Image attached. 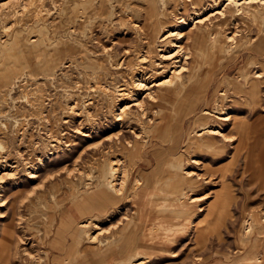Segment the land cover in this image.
Listing matches in <instances>:
<instances>
[{
	"label": "rangeland",
	"instance_id": "obj_1",
	"mask_svg": "<svg viewBox=\"0 0 264 264\" xmlns=\"http://www.w3.org/2000/svg\"><path fill=\"white\" fill-rule=\"evenodd\" d=\"M53 1L21 17L13 32L0 19V156L37 171L36 178L23 168L0 178V264H134L138 251L151 257L145 264H264V77L255 78L264 75V47L256 45L264 35L261 0L242 4L251 10L236 18L234 2L223 0L232 23L221 26L217 14L201 29H190L188 18L216 10L217 0L198 7L96 0L94 10L76 14L74 0ZM185 2L181 21L171 13ZM168 21L183 25L179 41L192 53L181 76L198 95L195 108L189 100L176 104L170 113L178 119L163 124L146 99L147 114L132 106L119 127L122 104L110 96L171 46L159 39ZM209 29L220 31L218 41ZM164 70L169 78L173 70ZM26 81L35 85L22 89ZM43 94L46 109L35 114L29 101ZM227 115L231 121L219 120ZM215 126L223 136L205 132ZM162 131L166 139L157 137ZM56 144L61 149H50ZM140 206L150 210L143 224ZM87 221L97 226L92 235L102 232L99 240L81 233Z\"/></svg>",
	"mask_w": 264,
	"mask_h": 264
},
{
	"label": "bare ground",
	"instance_id": "obj_2",
	"mask_svg": "<svg viewBox=\"0 0 264 264\" xmlns=\"http://www.w3.org/2000/svg\"><path fill=\"white\" fill-rule=\"evenodd\" d=\"M200 1L201 0H191V2L194 3L196 7H198ZM217 1L215 2V5L217 6L216 7L217 8L216 10H214V11L208 13V14L196 12L195 14H193L194 16H192V18H190V17L188 18L189 19V22H190L189 24H191V28L190 29H192V28H196V29L200 28L201 29L203 27V24H205L208 21L210 22V20L213 17H215V15H217V14H221L222 15L221 16L222 17V20H221L220 23H218L221 26H224L225 27V26L229 25L230 23H232L230 19H229L230 21L227 19V15L225 14L224 7L221 8V6H219V4L220 5H223V0H217ZM257 1L258 0H227V4H231V3L234 2V4H235L234 13H236L237 15H234L233 17L236 18L238 15H241L244 12L251 10V6L248 7V8H246V9H244L246 6L244 7L242 4L246 3L245 5H250L251 3L257 2ZM53 2H55V0ZM95 2H96V0H74L73 3L75 4V8L73 6V13L76 14L79 10H82L83 12H87L86 10H94ZM258 3H260V2H258ZM45 4H46V0H7L5 2H2V0H0V19H1L2 22H5L6 24H9L10 25L7 28L8 33L9 32H13L15 30V28L20 24V21L21 20H19V19H21V17H24V16H26L28 14L30 15V13L31 14L35 13L36 15L37 14L39 15L40 13H43V11L46 10L45 7H44ZM261 4L264 5V1L263 0H261ZM54 7H56V9H58V10H60V8H61L59 5H56V4H55ZM187 7H188L187 2H185V3L182 4L183 11L180 12L179 10H177V11L172 12L171 15L175 16L176 19H181V21H184L185 19L183 18V16L187 12ZM65 11H66V8H65ZM70 11H71V9H70ZM47 12H48V9H47ZM179 15L182 16V17H178ZM250 15H252V13ZM80 16H81V14H80ZM218 16H220V15H218ZM233 17H231V18H233ZM31 19H33V18H31ZM82 20H84V19H82ZM233 23H234L233 24V28L234 29L238 28L237 27L238 24L236 23V19H234ZM165 24L163 25V29L161 30V34H160V38L159 39L161 41H170L171 46L168 49H166V48L163 47L162 50H160L161 55H160V58H159L158 62L155 61L153 63V65L150 66V68L149 67L145 68L143 66H137L134 70H132L130 72V78L132 80V85L129 86V84L128 85L126 84L127 82L124 83L125 85L123 87L119 88L115 94H112V96H110L111 98L109 97L111 99V101L115 105L122 104V107L119 109L120 111L119 112L117 111V113L114 116L115 122H116V124H118L119 127L122 126V120L124 121L125 116L128 115V111H129V109L132 106H135V107L139 108L140 112H142L140 114L141 116L144 117L147 114L146 107H145V104H146V101L145 100L146 99H148L150 101L149 103L151 104L152 107H154V109L156 110V113H158V114L161 113V115L163 116L164 113H163V110L162 109L165 106V104H169L168 102H166V101H168L167 100V97L169 95H171L170 97L172 99H177L180 96H185L182 99L183 100L185 99L187 101V100L190 99L191 96H193V93L195 92V90H193L192 93L189 92L190 89L184 83V79H183L184 77L181 76L182 70H187L188 65H189L188 59L191 57V54H192L190 52V48L188 46L189 44H187L186 42L183 43L181 40L179 41V39H182V37L185 36V34L182 31H180V28L183 25H178L176 23L172 24L171 21H168L167 22V25H165ZM78 26H81V24L78 25ZM260 28H262V29H260V31L264 33V26H263V24H262V26H260ZM72 30L75 31V30H77V28L75 26H73ZM214 31L212 29H209V34L210 35H214L215 40L218 41V39H220V31L219 30L216 31V32H214ZM235 31L238 32V30H235ZM235 36H236V33H233L231 35H228L226 40H228L229 42L234 41L235 40ZM175 37H177V38L174 39ZM32 38L33 39H31L32 40L31 42H37V40H38L37 38H40V36L39 35H37V36L33 35ZM173 40H176V41H173ZM256 41H258L256 43V45L257 44H260V43H262V45H264V36L262 38L259 36L258 40H256ZM200 42H201V40L200 41L199 40H196L193 43L196 46H198V44ZM148 43H151V42H148ZM203 43H204V38H203L202 44ZM141 53H142V51H141ZM141 56L143 58L141 57L142 59L140 60V63L143 64V62H145L148 58H150L151 55L146 52L145 55H141ZM114 67H117V65L114 66ZM165 67H167L170 70V72H171V70H173L172 71V74H171V76L169 78H167V76H164V74H166L167 71L164 70V71L159 72V69L160 68H164L165 69ZM147 70H150L152 74H149V76H148V73H146ZM188 71H189V69H188ZM174 74L179 75V78L175 79L174 77H172ZM262 77H264V75H262L261 72H259V73H257V75H256L255 78L260 79ZM22 83H23V84H21L22 89H24V88L27 89L28 87H33V85H35V83H29L27 81L26 82H22ZM121 85H122V83H121ZM190 94H192V95L190 96ZM196 96H198V95H195V97ZM33 97L36 98V96H33ZM46 101H48L47 95L43 94V95L37 96L36 99H32V100L29 101V104H30V107L29 108H31L32 109V112L35 113V114L38 111L41 112L42 109H46L45 108V105H46L45 102ZM180 102L182 103L183 101L180 100ZM194 102H195V100H193V103ZM93 104H94L93 99H91V102L88 103L87 106H93ZM174 104H177V103L174 102ZM191 104H192V102H191ZM76 105H78V103H76ZM193 106H195V104ZM74 107H75V105H74ZM45 111H47V110H45ZM113 111H115V110L113 109ZM81 114L82 113L79 112L78 113V116H81ZM42 115H44V114H42ZM45 116L46 115H44V117ZM142 119L141 118H138L139 122ZM230 119H231V117L229 115H227L225 118L223 116H221V118L219 120H221L223 122V121H228ZM221 130H222V127L221 126H215V127H211L209 129H206L205 132H209L211 135L223 136L224 134L222 133ZM52 147L53 148L56 147V148L61 149L59 147V144L52 145L50 149H53ZM8 161L9 160H8L7 156H3V155L0 156V171H3L4 168H9L10 169L9 171H11V173L8 171V172L2 174L0 178H3L4 176H8V175H11L12 176L14 173H17L22 168L27 172V174L30 176V178H36L37 177V171H32L29 168L30 166H29V163L28 162L24 163V165H20V164L18 165L17 164V165L10 166V165H8ZM112 165L115 166V161H114V164H112L111 162H109V170H108V175H107V178H108L107 179V182H108L109 185H113L114 186L115 185L114 181L116 182V176H115L116 174L114 172L116 171L117 168L114 169ZM28 168L31 171H29ZM118 171H119V169H118ZM136 184H135V186H136L135 187V190L137 191L140 185H136ZM109 185H108V187H109ZM90 227L96 228L97 226L94 225L92 223V221H87L85 223H82V225H81L80 228H81V230L83 232L86 233V237L88 238V240L93 241V242L96 241V240H99L98 237L100 236V234L102 232H100V233L98 232L97 234L92 235L90 233V229H89ZM26 244H28V243H26ZM25 250L26 249L24 248V251ZM17 254H19V252H17ZM145 262H146V260L143 259V258H141V260L137 261L134 264H145Z\"/></svg>",
	"mask_w": 264,
	"mask_h": 264
},
{
	"label": "crops",
	"instance_id": "obj_3",
	"mask_svg": "<svg viewBox=\"0 0 264 264\" xmlns=\"http://www.w3.org/2000/svg\"><path fill=\"white\" fill-rule=\"evenodd\" d=\"M264 35H261L260 37L262 38ZM257 46H262V47H264V45H262V43H260V44H257ZM253 50V49H252ZM259 82V81H258ZM255 84L257 85V81L255 82ZM171 95H169L168 97H167V100L168 101H166V102H168L169 104H165V106L163 107V113H164V115L162 116V117H159V119H161L162 121H163V124H167V123H172L171 122V120H177L178 119V117H174L171 113H170V111L173 109V108H175L174 106L176 105V104H174V102L175 103H181L180 102V100L181 101H184L182 98L183 97H185V96H180L179 98H177V99H172L171 97H170ZM193 100H195V102L193 103ZM189 101H191L192 102V107H193V109L195 108V106H193L194 104H196V97H195V94L193 93V96H191L190 97V99H189ZM161 134H159L157 137L158 138H161V139H166V137H168L169 135H168V133H167V131H162V132H160ZM143 190V187L142 186H140V188H138V191H142ZM145 192H147V190H145L144 191V193ZM137 193V192H136ZM144 195V194H143ZM144 197H145V195H144ZM143 197V198H144ZM148 197V196H147ZM142 199V198H141ZM147 206H144V207H142V206H140V213L142 214V224L143 223H145L146 222V220L147 219H150V216H149V211L150 210H148V212H146L147 210V208H146ZM80 231H81V233H83V231L81 230V228H80ZM91 242V241H90ZM138 242H139V244L141 243V240H138ZM139 244H136V249H138L137 247H138V245ZM138 253H139V258H147V261H149L150 262V260H151V257H149L148 255H144V254H142L140 251H138ZM141 260V259H140ZM139 261V260H138Z\"/></svg>",
	"mask_w": 264,
	"mask_h": 264
}]
</instances>
